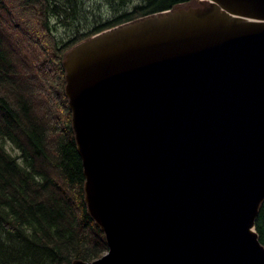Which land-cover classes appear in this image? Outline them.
<instances>
[{"label":"water","instance_id":"1","mask_svg":"<svg viewBox=\"0 0 264 264\" xmlns=\"http://www.w3.org/2000/svg\"><path fill=\"white\" fill-rule=\"evenodd\" d=\"M64 53L87 212L71 264H264V0H198Z\"/></svg>","mask_w":264,"mask_h":264},{"label":"trees","instance_id":"2","mask_svg":"<svg viewBox=\"0 0 264 264\" xmlns=\"http://www.w3.org/2000/svg\"><path fill=\"white\" fill-rule=\"evenodd\" d=\"M105 1L112 15L89 25L81 0H0V264H71L107 251L84 201L64 53L94 34L199 1ZM2 10L16 20L7 33ZM57 25L73 29L60 40ZM18 48L29 57L35 48L40 60L27 66ZM255 231L264 246V199Z\"/></svg>","mask_w":264,"mask_h":264},{"label":"rangeland","instance_id":"3","mask_svg":"<svg viewBox=\"0 0 264 264\" xmlns=\"http://www.w3.org/2000/svg\"><path fill=\"white\" fill-rule=\"evenodd\" d=\"M81 6H82V10L81 13H83L84 17L86 18V16H88V18L90 19L89 21V25L92 23L93 18L94 17H98L97 20L95 21V23H99L102 20L107 19V17L111 16L112 13L109 11L110 9V5L108 3H106L107 1L104 2V0H81ZM187 7V6H186ZM5 14L4 18H1V21L4 22L6 24V27H3L4 31L7 33V31L9 30V28L12 27V25L15 23L14 20L11 19V17H8L9 15L6 14V11L2 10V15ZM54 20V18H52V21ZM56 22V21H55ZM83 24V22H82ZM82 28L87 27L86 25H82ZM73 29V28H72ZM70 27H66V26H60L57 25V28L55 30V28L53 29L55 31L56 36L58 37V39H63L65 38L67 35H69L71 33ZM35 36V35H33ZM8 43L10 45H12V41L8 40ZM24 48H22V50H20L18 48V54L20 53V55L23 54L24 56V63L28 66V63L31 62L30 64L34 63L35 65L38 63V61L40 60V56L37 55L38 57H36L37 50L34 48L33 53H35V56H27L25 55V53H23ZM35 61V62H34Z\"/></svg>","mask_w":264,"mask_h":264}]
</instances>
